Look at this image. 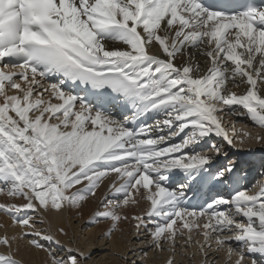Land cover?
Segmentation results:
<instances>
[{
  "label": "snow or ice",
  "instance_id": "snow-or-ice-1",
  "mask_svg": "<svg viewBox=\"0 0 264 264\" xmlns=\"http://www.w3.org/2000/svg\"><path fill=\"white\" fill-rule=\"evenodd\" d=\"M248 140L264 2L0 0V264H264Z\"/></svg>",
  "mask_w": 264,
  "mask_h": 264
},
{
  "label": "bare ground",
  "instance_id": "bare-ground-1",
  "mask_svg": "<svg viewBox=\"0 0 264 264\" xmlns=\"http://www.w3.org/2000/svg\"><path fill=\"white\" fill-rule=\"evenodd\" d=\"M244 125H251L252 123L250 121H245L243 123ZM242 129H248V128H242ZM249 131V130H246ZM261 131V130H259ZM251 132V131H250ZM256 134V133H255ZM254 134V135H255ZM247 143H254L258 144L256 140H248L246 141ZM264 145V143H262ZM2 199V198H0ZM6 218L0 217V221L4 220ZM81 224H83V221H81ZM95 232H99V229H96ZM22 255L25 257L26 260L29 261V264H43L44 261V254L43 253H36V252H29L27 250L22 252ZM167 255V254H164ZM98 264H117V262L110 257L106 256L103 252H101L97 257H96ZM199 257L196 258V260L190 261L184 257H177V262L178 264H198ZM148 264H163V256H154L152 257ZM221 264L223 262L221 261Z\"/></svg>",
  "mask_w": 264,
  "mask_h": 264
}]
</instances>
